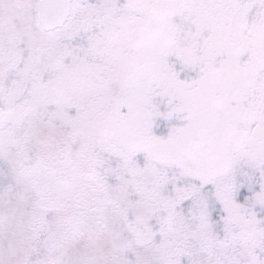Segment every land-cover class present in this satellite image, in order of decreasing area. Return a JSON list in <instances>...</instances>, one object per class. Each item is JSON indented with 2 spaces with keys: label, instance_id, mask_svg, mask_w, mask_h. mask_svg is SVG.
I'll list each match as a JSON object with an SVG mask.
<instances>
[{
  "label": "snow or ice",
  "instance_id": "6c2138e0",
  "mask_svg": "<svg viewBox=\"0 0 264 264\" xmlns=\"http://www.w3.org/2000/svg\"><path fill=\"white\" fill-rule=\"evenodd\" d=\"M0 264H264V0H0Z\"/></svg>",
  "mask_w": 264,
  "mask_h": 264
}]
</instances>
